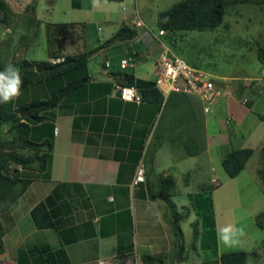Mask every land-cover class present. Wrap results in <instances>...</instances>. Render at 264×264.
<instances>
[{
	"label": "crops",
	"instance_id": "crops-1",
	"mask_svg": "<svg viewBox=\"0 0 264 264\" xmlns=\"http://www.w3.org/2000/svg\"><path fill=\"white\" fill-rule=\"evenodd\" d=\"M0 1V64L6 68L20 60L13 66L25 80L13 105L47 99L76 83L54 107L39 112L42 123L51 129V134L48 128L35 131L34 136L40 142L51 135L49 148H39L45 167L13 204L0 211V264H20L24 254L31 261V249L33 255L49 252L54 264H143L142 254L159 253L166 264L169 258L174 264H219L221 253L234 251L222 248L217 239V218L203 174L207 169L213 172L214 157L221 162L239 148L252 150L243 169L250 165L255 173L260 164L264 64L257 52L264 39L254 44L257 62L263 66L251 75L206 72L227 80L231 95L203 112L196 96L155 85L158 46L152 50L150 42L144 45L136 31L133 38L102 44L119 26L128 25L133 0H64L63 14L52 22L45 19L51 0H33L32 9H28L31 0ZM87 51L91 53L78 66H58L60 59ZM129 51L136 62L130 69H120L119 59ZM125 75L139 82L134 86L140 102L118 98L117 86L124 84ZM229 79L237 82L228 83ZM139 165L143 182L132 184ZM166 177L173 182L169 199L175 216L161 198L159 179ZM39 202L51 220L45 228H36L29 213ZM178 204L185 208L183 217L194 218L192 225L201 222L200 231L191 229L188 244L178 224ZM175 222L182 239L177 261L172 259L179 250L174 242ZM255 247L243 250L244 264H263L264 253L253 256Z\"/></svg>",
	"mask_w": 264,
	"mask_h": 264
},
{
	"label": "rangeland",
	"instance_id": "rangeland-1",
	"mask_svg": "<svg viewBox=\"0 0 264 264\" xmlns=\"http://www.w3.org/2000/svg\"><path fill=\"white\" fill-rule=\"evenodd\" d=\"M51 1L53 4L48 11L50 13L46 18L44 17L49 22H52V19H55L59 14H63L65 9L64 0ZM176 1L178 0H133L135 4L133 9H136L144 27L153 34H156L157 27L154 22L156 13L164 10ZM158 39V42L151 41L150 44L152 46L149 48L152 47V50H156L158 43L163 42L173 54L188 65H193V67L195 66L207 73L226 77L251 75L259 67L263 66L257 62L254 54V44H261V41L264 39V3L245 2L226 6L221 23L213 29L172 30L165 32ZM15 55H17L15 57H18V54ZM3 61L6 63L5 60ZM19 61L18 59L14 60L11 65L16 66ZM230 82H237V80L229 79L228 83ZM19 102L17 101L16 106L12 105L11 108L17 107ZM11 108L5 107L3 113H7ZM6 129L7 124L3 121L0 123L1 140L7 139L10 136H8ZM14 152L24 157L37 154L42 155L39 151H34L26 147H17ZM259 159L260 164L255 173L254 169L249 165L245 169L242 168V171L240 170L234 177H229L224 172L220 160L214 157L212 160L213 172H209V169H207L205 175L203 174V182L209 188L208 195L212 203L214 215L217 218V227L215 226L217 232L228 225H233L237 228H243L245 233L243 237H239L240 243L236 246L226 247L222 243H220V246L222 248H228V250L248 251L252 245H256L253 256L257 257H261L260 255L264 253V233L262 229L256 226L254 221L255 214L264 212L263 148L259 152ZM37 165L38 161L36 158H33L29 163V169L23 170L17 163L8 160L0 169V173L11 178H18L24 177V172L28 171L33 176L38 171ZM211 179L216 184L211 183ZM178 200L181 203L183 202L181 197ZM207 205L205 203L203 209ZM2 208L3 206L0 202V210ZM178 210L181 216L178 224L184 230L185 244H188L191 240V229L194 228V233L200 231L201 222L196 220L194 225H192L194 218L191 214L190 216L183 217L185 208L180 207L179 204ZM176 218L172 217V221ZM190 223L191 225L189 226ZM176 237L174 236L175 243L177 241ZM181 242L182 239L179 236L177 244ZM250 259L253 260L252 257ZM174 263V260L171 262V259H168L167 264Z\"/></svg>",
	"mask_w": 264,
	"mask_h": 264
},
{
	"label": "trees",
	"instance_id": "trees-1",
	"mask_svg": "<svg viewBox=\"0 0 264 264\" xmlns=\"http://www.w3.org/2000/svg\"><path fill=\"white\" fill-rule=\"evenodd\" d=\"M33 0L28 4V9H32ZM245 2L253 3H264V0H178L172 3L170 6L164 10H160L156 13L155 26L157 29H162L164 32L174 31V30H186V29H196V30H210L217 27L222 20L224 8L226 6H231L234 4H240ZM0 6L3 3L0 1ZM136 35L135 30L129 25L123 24L102 44L107 45L116 40L130 39ZM91 53L87 51L85 53L79 54L76 57L63 58L59 63L61 67H75L83 63L86 57ZM257 59L261 64H264V43L263 46L257 52ZM26 62H21L24 64ZM19 64V65H21ZM5 66H1L0 70L3 71ZM32 72V70L30 71ZM123 85H133L139 83L137 80H133L132 76H124ZM22 79V83L24 82ZM135 82V83H133ZM76 83L70 84L64 89L52 92L47 99L44 100H33L26 105H18L15 108H11L13 105V100L9 103L0 104V123L5 121L7 124L6 131L8 132L7 139H0V169L5 164L6 161L12 160L23 168V170L29 169V163L36 158L38 161L37 170L41 171L45 167L46 160L43 159L41 155H31L24 157L21 154L14 152L17 147H26L34 151H39L42 146L49 148L51 129L49 124L42 123L44 117L39 114L43 110L50 109L55 106L59 96L66 91L68 88ZM135 87V86H134ZM136 88V87H135ZM137 89V88H136ZM143 97V93H141ZM160 99V97H159ZM35 106L34 110L31 112V119L23 116H19L18 112L24 107ZM5 107L11 108L7 113H3ZM49 128L48 136L41 140L40 142H35L34 136L35 131H41ZM159 143L153 145L151 154L155 150ZM6 148V149H4ZM252 150L250 148H239L231 150L227 153L226 157L222 159L221 165L224 172L229 177H234L238 172L244 167V164L248 157L250 156ZM264 166V160L262 161V167ZM36 175H31L30 173L24 172V177H8L0 173V202L2 203V210L9 207L15 202L17 197L25 189L29 181ZM159 184L161 187V198L165 201L167 207L173 211L172 202L169 196L172 191L173 182L171 178L159 179ZM1 211V210H0ZM30 217L36 228H45L51 225L50 217L46 211V208L42 202L37 203L30 210ZM177 217V216H176ZM254 221L257 227L264 228V212H258L254 216ZM174 234L177 239L176 246L179 249L172 259L179 258L182 251V245L177 244L178 238L180 236V230L178 228L177 222L173 224ZM2 228L0 226V253L3 250L2 247ZM45 248H42L40 253L45 252ZM29 256H33L31 261H28L27 254L21 255L19 263L20 264H54L49 260L51 254L45 252L46 254L42 256L41 254L33 255V250H28ZM247 253L243 250L228 251L220 254V261L226 264H244L246 260ZM141 261L143 264H166L164 262L163 256L159 254H142Z\"/></svg>",
	"mask_w": 264,
	"mask_h": 264
},
{
	"label": "built area",
	"instance_id": "built-area-1",
	"mask_svg": "<svg viewBox=\"0 0 264 264\" xmlns=\"http://www.w3.org/2000/svg\"><path fill=\"white\" fill-rule=\"evenodd\" d=\"M128 25L137 32L140 41L144 45H147L151 41L158 42V37L165 33L164 30L157 29L156 34H153L145 28L135 10H132L130 14ZM135 62L133 52L129 51L124 57L119 59L118 66L120 69H130L134 66ZM155 63V85L160 89L166 86L170 90L196 96L201 102L203 112H208L219 98L231 95L228 85L225 84L227 80L215 79L205 71L188 65L173 54L163 42L158 43V54ZM105 66H107V63H105ZM262 74L264 76V69L262 70ZM117 95L122 101L136 103L141 101V96L133 85H118ZM240 101L244 103L246 99L241 97ZM139 182H143V168L140 165L136 167L132 184ZM219 264L226 263L220 262Z\"/></svg>",
	"mask_w": 264,
	"mask_h": 264
},
{
	"label": "clouds",
	"instance_id": "clouds-1",
	"mask_svg": "<svg viewBox=\"0 0 264 264\" xmlns=\"http://www.w3.org/2000/svg\"><path fill=\"white\" fill-rule=\"evenodd\" d=\"M21 85L20 72L13 65L9 64L3 71H0V104L9 103L18 98ZM244 235L243 228L228 225L217 233V239L224 246L233 247L240 243L239 237Z\"/></svg>",
	"mask_w": 264,
	"mask_h": 264
},
{
	"label": "water",
	"instance_id": "water-1",
	"mask_svg": "<svg viewBox=\"0 0 264 264\" xmlns=\"http://www.w3.org/2000/svg\"><path fill=\"white\" fill-rule=\"evenodd\" d=\"M35 106H29V107H26L24 109H21L19 112H18V115L19 116H23V117H26L28 119H31L32 116H31V112L34 110Z\"/></svg>",
	"mask_w": 264,
	"mask_h": 264
}]
</instances>
